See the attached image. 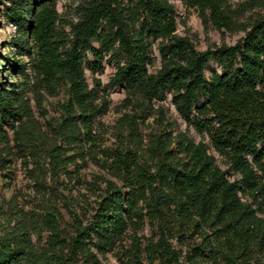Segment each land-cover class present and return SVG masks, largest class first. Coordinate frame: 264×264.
Segmentation results:
<instances>
[{"label": "trees", "instance_id": "1", "mask_svg": "<svg viewBox=\"0 0 264 264\" xmlns=\"http://www.w3.org/2000/svg\"><path fill=\"white\" fill-rule=\"evenodd\" d=\"M181 2L198 9L218 31L245 32L243 39L233 46L196 50L187 38L176 35L175 10L169 0H82L68 33L58 31L54 3H41L39 9L31 10L29 21L20 14L4 13L18 31L27 26L31 51L48 85L56 86L60 80L69 85V110L75 117L59 125L64 142L90 141L89 125L102 114L103 105L96 104L98 95L88 87L84 68L95 75L109 62L115 67L109 87H121L148 105L164 102L170 95L180 118L206 132L214 152L238 177L229 180L206 145L185 135H180L176 150L168 149L170 141L156 139L150 149L153 165L139 161L135 151L115 150L109 167L124 190L108 182L93 221L83 226L75 219V234L68 243L70 259L91 256L87 240L93 234L113 243L127 224L146 218L156 224L155 247L163 264H173L177 258L169 238L188 229L204 233L209 264L218 260L264 264V17L241 25L227 0ZM27 5L19 1L11 10L17 13ZM247 9L241 5L242 12ZM157 41L160 67L150 73L147 66ZM26 46L27 40L19 41V50ZM210 61L220 72L207 78ZM94 83L97 86L98 81ZM8 100L0 96V126L21 118ZM130 136L135 142L140 137L134 120ZM60 151L55 150L53 160L61 167ZM46 230L51 233L50 244L60 243L54 214L47 213L40 226L17 221L11 238L0 240V264L68 262L57 248L37 252L33 247L31 235ZM153 247L148 246L149 254H154Z\"/></svg>", "mask_w": 264, "mask_h": 264}, {"label": "rangeland", "instance_id": "2", "mask_svg": "<svg viewBox=\"0 0 264 264\" xmlns=\"http://www.w3.org/2000/svg\"><path fill=\"white\" fill-rule=\"evenodd\" d=\"M19 1L27 2V7L12 12V5L18 7ZM42 1L34 6V0H0V96L7 97V102L17 107L21 116L0 126V240L11 238L12 227L17 221L27 224L31 221L40 226L46 214L52 213L60 243L50 244L51 233L46 230L31 235L32 245L37 252L57 248L70 259L68 243L75 234V219L83 226L93 221L92 217L106 195L108 182L124 190L109 167L113 152L118 149L135 151L139 161L153 165L150 149L156 139L170 141L168 149L173 150L177 149L180 135L203 143L214 156L216 165L227 172L228 179L238 178L230 171L227 161L214 152L206 132L200 133L180 118L171 104L170 95L164 102L153 101L148 105L138 96L127 95L121 87H109L115 72L114 65L109 62L95 75L84 68L88 87L96 89V104L103 105L102 114L89 125L90 141L87 144L64 142L59 125L64 119L75 117L69 110V85L63 80L56 86L48 85L31 51L27 26L23 24L22 30L18 31L4 16L10 11L12 17L20 14L29 21L31 10L39 9L41 3H54L58 31L68 33L76 22V10L82 0ZM169 1L175 10L176 35L187 38L200 52L222 45L233 46L245 35L242 31H218L203 20L198 9L185 7L181 0ZM244 4L248 9L242 12L241 5ZM227 5L235 11L241 25L264 17V0H227ZM25 39L26 48L19 50V41L25 42ZM157 45L158 41L152 45L147 66L150 73L160 67ZM87 58L90 60V55ZM213 72L219 73L220 67L210 61L205 70L206 77ZM94 79L98 81L97 86ZM133 120L140 134L136 142L130 136ZM60 148L61 167L54 165L53 160L55 150ZM178 159L183 160V157L179 155ZM205 234L210 235L209 231ZM157 238L156 224L151 225L145 218L141 223L127 224L113 243L93 234L87 240L91 256L70 259L65 264H163V257L155 247ZM168 242L176 251L173 264H209L204 256V233L199 230L173 233ZM148 246H154V254L148 253ZM218 264L225 263L218 260Z\"/></svg>", "mask_w": 264, "mask_h": 264}]
</instances>
